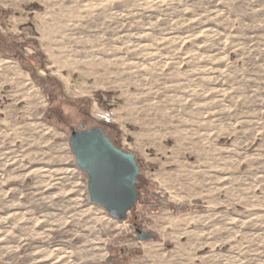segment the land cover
I'll use <instances>...</instances> for the list:
<instances>
[{
  "label": "rangeland",
  "instance_id": "rangeland-1",
  "mask_svg": "<svg viewBox=\"0 0 264 264\" xmlns=\"http://www.w3.org/2000/svg\"><path fill=\"white\" fill-rule=\"evenodd\" d=\"M81 125L136 156L124 223ZM0 264H264V0H0Z\"/></svg>",
  "mask_w": 264,
  "mask_h": 264
},
{
  "label": "water",
  "instance_id": "water-1",
  "mask_svg": "<svg viewBox=\"0 0 264 264\" xmlns=\"http://www.w3.org/2000/svg\"><path fill=\"white\" fill-rule=\"evenodd\" d=\"M69 143L77 167L88 177L90 202L102 207L118 222H126L139 199L140 167L136 156L117 148L99 127L84 130L81 125L70 133ZM136 234L141 242L155 239L141 227Z\"/></svg>",
  "mask_w": 264,
  "mask_h": 264
},
{
  "label": "trees",
  "instance_id": "trees-1",
  "mask_svg": "<svg viewBox=\"0 0 264 264\" xmlns=\"http://www.w3.org/2000/svg\"><path fill=\"white\" fill-rule=\"evenodd\" d=\"M27 69V68H26ZM34 76V79H37V77L35 75ZM137 188H138V184H137ZM138 190V189H137ZM130 214V213H129ZM154 238L156 239V237L154 236Z\"/></svg>",
  "mask_w": 264,
  "mask_h": 264
},
{
  "label": "flooded vegetation",
  "instance_id": "flooded-vegetation-1",
  "mask_svg": "<svg viewBox=\"0 0 264 264\" xmlns=\"http://www.w3.org/2000/svg\"><path fill=\"white\" fill-rule=\"evenodd\" d=\"M85 130V129H84Z\"/></svg>",
  "mask_w": 264,
  "mask_h": 264
}]
</instances>
